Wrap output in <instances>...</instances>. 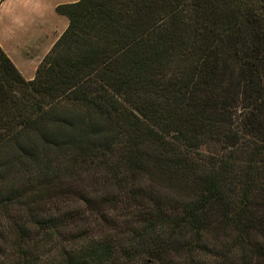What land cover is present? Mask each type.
Instances as JSON below:
<instances>
[{
  "label": "trees",
  "instance_id": "trees-1",
  "mask_svg": "<svg viewBox=\"0 0 264 264\" xmlns=\"http://www.w3.org/2000/svg\"><path fill=\"white\" fill-rule=\"evenodd\" d=\"M57 12L0 46V264H264V0Z\"/></svg>",
  "mask_w": 264,
  "mask_h": 264
},
{
  "label": "crops",
  "instance_id": "crops-1",
  "mask_svg": "<svg viewBox=\"0 0 264 264\" xmlns=\"http://www.w3.org/2000/svg\"><path fill=\"white\" fill-rule=\"evenodd\" d=\"M48 1L50 0H4L0 6V25L6 33L0 36V46L54 47L69 25L67 17L58 14L57 7L79 0H55L52 4ZM47 7H52V11H45ZM46 12L50 15L47 16Z\"/></svg>",
  "mask_w": 264,
  "mask_h": 264
},
{
  "label": "rangeland",
  "instance_id": "rangeland-1",
  "mask_svg": "<svg viewBox=\"0 0 264 264\" xmlns=\"http://www.w3.org/2000/svg\"><path fill=\"white\" fill-rule=\"evenodd\" d=\"M55 0L48 1L50 4ZM57 1V0H56ZM59 1V0H58ZM63 2L71 1V0H62ZM74 1V0H73ZM52 11V7H47L45 11ZM47 16L50 14L46 12ZM1 18V13H0ZM6 33L4 30L1 29L0 25V36ZM59 40V39H58ZM5 44V42H4ZM7 46V45H6ZM53 48V47H52ZM51 47L48 48H36V47H27V48H16V47H4V51L8 54L14 64L17 66L19 71L22 75L27 79H34L37 73V69L43 59L49 54L52 49ZM122 225L118 228V232L122 229ZM11 258H8L10 261Z\"/></svg>",
  "mask_w": 264,
  "mask_h": 264
}]
</instances>
